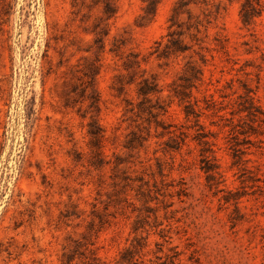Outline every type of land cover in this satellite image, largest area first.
<instances>
[{
	"label": "rangeland",
	"instance_id": "rangeland-1",
	"mask_svg": "<svg viewBox=\"0 0 264 264\" xmlns=\"http://www.w3.org/2000/svg\"><path fill=\"white\" fill-rule=\"evenodd\" d=\"M0 264H264V0H0Z\"/></svg>",
	"mask_w": 264,
	"mask_h": 264
},
{
	"label": "trees",
	"instance_id": "trees-1",
	"mask_svg": "<svg viewBox=\"0 0 264 264\" xmlns=\"http://www.w3.org/2000/svg\"><path fill=\"white\" fill-rule=\"evenodd\" d=\"M248 4L251 5L254 8V3L253 2H248ZM176 51L182 52L183 50L182 49H177ZM148 91H152V90H148Z\"/></svg>",
	"mask_w": 264,
	"mask_h": 264
}]
</instances>
